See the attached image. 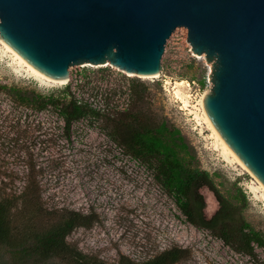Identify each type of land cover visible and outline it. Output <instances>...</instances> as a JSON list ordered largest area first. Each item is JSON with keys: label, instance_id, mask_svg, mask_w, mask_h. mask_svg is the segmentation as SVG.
<instances>
[{"label": "rangeland", "instance_id": "obj_1", "mask_svg": "<svg viewBox=\"0 0 264 264\" xmlns=\"http://www.w3.org/2000/svg\"><path fill=\"white\" fill-rule=\"evenodd\" d=\"M213 70L212 61L194 53L187 29H176L156 78L143 79L109 64H81L71 66L69 82L59 85L31 75L0 36V189L6 175L19 176L20 189L28 167L41 168L45 200L97 213L99 222L93 228L76 229L68 241L107 264H119L123 257L143 264L174 248L189 253L177 264H264L263 248L255 245L257 257L251 259L191 224L175 194L158 180L155 166L118 146L102 121L76 122L67 134L56 111L38 107L50 97L62 98L67 85L98 110H122L134 90L145 91L146 101L137 110L150 106L159 121L181 131L190 167L206 171L214 190L237 206L264 239V189L259 180L225 153L206 122L183 110L170 92L171 84L188 81L195 104L196 97L212 92Z\"/></svg>", "mask_w": 264, "mask_h": 264}, {"label": "water", "instance_id": "obj_2", "mask_svg": "<svg viewBox=\"0 0 264 264\" xmlns=\"http://www.w3.org/2000/svg\"><path fill=\"white\" fill-rule=\"evenodd\" d=\"M176 29L214 63L206 114L264 185V0H0L1 38L54 79L81 64L156 76ZM199 194L210 221L221 201Z\"/></svg>", "mask_w": 264, "mask_h": 264}, {"label": "trees", "instance_id": "obj_3", "mask_svg": "<svg viewBox=\"0 0 264 264\" xmlns=\"http://www.w3.org/2000/svg\"><path fill=\"white\" fill-rule=\"evenodd\" d=\"M62 98L50 97L39 109L50 106L62 118L64 131L70 134L76 122L95 119L109 129L113 141L133 157L149 161L158 180L175 194L179 208L194 226L210 231L235 252L255 258V245L264 249V239L244 219L240 209L224 200L215 190L206 171L192 169L190 154L182 133L166 121H159L145 103L143 90H134L126 108L101 110L77 98L71 85L61 91ZM149 98V95L148 97ZM151 105V101L147 102ZM41 168L30 165L20 189L16 174L6 175L0 189V264H107L85 255L68 237L79 228L91 229L98 222L95 211L84 213L47 201L39 179ZM22 181V180H21ZM209 186L221 201V209L210 221L203 215L205 206L199 189ZM188 251L174 248L143 264H177ZM119 264H135L121 258Z\"/></svg>", "mask_w": 264, "mask_h": 264}, {"label": "bare ground", "instance_id": "obj_4", "mask_svg": "<svg viewBox=\"0 0 264 264\" xmlns=\"http://www.w3.org/2000/svg\"><path fill=\"white\" fill-rule=\"evenodd\" d=\"M2 44L5 46V48L13 54V56L16 58V60L19 61L20 64L24 65L27 68V71L37 77L38 79H43L48 82L59 84V85H65L69 82V77L65 79H54L46 76L45 74L41 73L37 69H35L33 66H31L23 57H21L6 41H4L3 38H1ZM110 65V64H109ZM131 74V73H128ZM143 79H152L156 78V76L153 77H146V76H140ZM167 84H170L167 82ZM185 87L187 91H182V88ZM170 92L174 96L173 98L176 99V102H179L181 104V108L183 110L188 111L190 114H194L195 118H198V120H204L206 124L211 128L215 138L217 139V142L222 147L223 151L227 154H229L234 161L239 163L245 170L248 168L245 166V164L239 159V157L235 154V152L228 146V144L224 141V139L221 137L215 126L213 125L210 117L206 114L205 111V98L208 94V92H204L198 97H196L195 104L193 103V95L191 94V84L188 81H179L174 84H171ZM260 186L264 189V185L260 183Z\"/></svg>", "mask_w": 264, "mask_h": 264}]
</instances>
